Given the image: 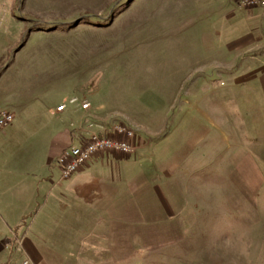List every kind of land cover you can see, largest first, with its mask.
<instances>
[{"label":"rangeland","instance_id":"rangeland-1","mask_svg":"<svg viewBox=\"0 0 264 264\" xmlns=\"http://www.w3.org/2000/svg\"><path fill=\"white\" fill-rule=\"evenodd\" d=\"M1 1L19 33L4 67L24 51L0 79L15 114L0 264H264V11ZM85 102L84 122L131 128L135 152L99 155L74 184L47 161L50 134Z\"/></svg>","mask_w":264,"mask_h":264},{"label":"built area","instance_id":"built-area-1","mask_svg":"<svg viewBox=\"0 0 264 264\" xmlns=\"http://www.w3.org/2000/svg\"><path fill=\"white\" fill-rule=\"evenodd\" d=\"M238 11L248 12L254 10L264 11V0H231ZM77 99H73L71 103H76ZM91 104L85 102L82 104L84 110H89ZM66 104L58 106L57 112L62 113L67 109ZM15 121V115L0 108V134L10 127ZM95 124L88 123V137L81 144L70 146L65 149L56 161V165L61 170V179L67 180L72 178L76 173L82 170L89 162L101 154L118 153L124 155H132L135 147L129 142L134 137L131 128L118 125L114 128L115 132L125 139L114 138L112 135L100 133L94 130Z\"/></svg>","mask_w":264,"mask_h":264},{"label":"crops","instance_id":"crops-1","mask_svg":"<svg viewBox=\"0 0 264 264\" xmlns=\"http://www.w3.org/2000/svg\"><path fill=\"white\" fill-rule=\"evenodd\" d=\"M7 3L8 1H6V3L4 4V2L0 0V79L2 78L4 72L9 71L14 66V64L18 63V56L22 53V51H24L23 49L20 53L17 52L18 54H16L14 61L11 64L6 65V68L4 67V58L9 55L11 46L18 42L19 39L18 22L16 19H13L11 16H9L10 9ZM8 105H11L9 101L0 98V108L12 112L10 109L11 106ZM86 111H91V108L88 111L84 110L81 105H79L77 109L70 114L69 120L64 123L65 125H62L61 127H55L51 130L50 150L47 157V161L49 164H56L59 156L68 147L79 145L84 140H86V138L88 137V124H86L83 119L84 116L87 115ZM13 125L14 123L0 134V151L3 149V144L5 143L4 141L7 136H9L10 130ZM81 171L82 170H80L79 173L75 174L68 181H72V183L74 184L79 183L85 176V174L84 176L82 173L80 174ZM29 239V234H27L23 238V242ZM33 240L31 239L30 241ZM1 247L2 246L0 243V248Z\"/></svg>","mask_w":264,"mask_h":264}]
</instances>
